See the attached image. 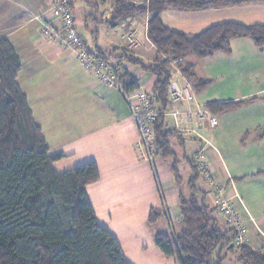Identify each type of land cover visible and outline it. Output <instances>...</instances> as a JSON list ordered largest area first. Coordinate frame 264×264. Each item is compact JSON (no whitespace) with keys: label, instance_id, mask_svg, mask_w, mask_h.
<instances>
[{"label":"crops","instance_id":"crops-1","mask_svg":"<svg viewBox=\"0 0 264 264\" xmlns=\"http://www.w3.org/2000/svg\"><path fill=\"white\" fill-rule=\"evenodd\" d=\"M77 1L86 4L81 3L75 12V0H71L75 26L82 27L83 32L91 37L93 48L97 47L103 53L124 48L145 65L154 61L156 52L147 39L146 15L133 16L121 22L120 38L115 36L119 41L108 48L110 45L105 42H111L113 32L110 34L107 28L117 26L112 10L119 0H98L97 3L95 0ZM120 1L135 6L147 2ZM50 4L51 0H0V40L8 41L20 60L17 84L27 98L35 123L42 131L49 155L61 153L66 156L53 164L54 170L64 173L86 162L96 164L99 179L87 188V196L98 224L117 239L127 263L176 264L174 258L160 254L155 246V236L168 233L170 222L176 234L179 233L182 225L179 193L188 195L187 182L192 175L187 160L196 163L199 153L212 169L218 184L224 188L223 199L229 200L239 214L244 230L240 244L256 252L264 250V175L256 176L258 173L264 174V116H230L242 107L248 108L253 102L233 112L218 114L223 118L218 120L215 145L204 137L201 126H192L190 131L181 132L180 138H169L173 158L167 160L159 155L152 163L139 162L133 149L137 129L123 96L118 90L105 86L95 76L86 73L69 51L42 38L41 26L36 18L45 16ZM255 5L259 11L248 8L245 15L242 9H237L241 6L204 11L167 10L162 13L161 21L167 28L190 35L226 22L245 26L264 24V5L242 6ZM133 29L138 30L137 48H129L122 37L123 31ZM237 40H243L236 45L247 54L256 50L246 38L233 39L231 45ZM186 57L183 62L194 66L196 79L217 80L214 85L199 92L184 76H179L181 84L190 85L195 103L203 106L213 103L210 102L209 91L213 94L216 89H212L218 84L229 89L220 93L225 97L223 101L231 100L233 92H237L236 71L223 67L225 75L232 77L225 79V75H219V63L230 55L219 53L203 59L194 57L189 61ZM204 60L207 62L203 70L210 66V70L214 68V75L203 77L197 71L196 62ZM172 65L170 62L169 71L173 69ZM133 67L123 63V70L132 77L137 89L150 93L156 78L150 87L145 88L141 84V70L136 67L139 72L131 73ZM230 91L232 94L228 95ZM253 96V93H249L242 97L247 99ZM202 98L209 99L201 101ZM131 104H136V100H132ZM167 125L169 130L175 131L172 120ZM173 159L179 162V171L184 164L186 176L189 174L187 181L182 179L178 186L170 167ZM200 181L206 204L212 207V192L201 174ZM151 208L162 212V217L154 225L147 223ZM215 213L220 230L225 231L224 220ZM237 244L235 241L234 245Z\"/></svg>","mask_w":264,"mask_h":264},{"label":"trees","instance_id":"trees-1","mask_svg":"<svg viewBox=\"0 0 264 264\" xmlns=\"http://www.w3.org/2000/svg\"><path fill=\"white\" fill-rule=\"evenodd\" d=\"M68 3L72 8L71 0ZM248 4L264 5V0H147L137 6L119 0L112 10L115 22L121 23L133 16L148 17L146 35L155 47L154 61L145 65L124 48L103 53L97 47L90 49L85 42L86 47L89 52L122 69L123 63H127L155 76L152 104L156 110L166 112L169 108L166 84L170 62H176L181 75L196 91H204L217 80L196 79L194 66L184 63V58L189 54L196 59L219 53L229 56L231 41L238 38L250 40L261 51L264 49V24L245 26L226 22L190 35L164 26L162 13ZM20 68V60L13 48L1 39L0 264H128L117 239L98 224L87 196V188L99 179L96 164L86 162L64 173L54 170L53 164L66 156L61 153L49 155L42 131L17 84ZM120 80L126 82L124 88L127 91L137 88L127 71L123 70ZM257 100L252 97L238 102H213L205 107L216 116ZM153 131L158 156L167 160L173 158L169 138H180L181 132L169 130L164 117L157 119ZM187 165L192 175L187 182L188 195L179 193L182 225L176 235L172 229L156 234L155 246L160 254L174 258L176 264H222L223 250L232 252L236 248L241 264H264V250L256 252L244 244L235 246L238 233L227 223H224L225 231L220 230L215 219L216 209L206 204L205 192L196 187L200 179L196 163L187 160ZM170 167L175 184L181 185L179 162L173 159ZM260 175L264 174H256ZM161 217L160 210L151 208L147 223L154 225ZM213 257L215 260L211 262Z\"/></svg>","mask_w":264,"mask_h":264},{"label":"built area","instance_id":"built-area-1","mask_svg":"<svg viewBox=\"0 0 264 264\" xmlns=\"http://www.w3.org/2000/svg\"><path fill=\"white\" fill-rule=\"evenodd\" d=\"M36 20L40 23L43 39L62 50L69 51L86 73L94 75L105 86L121 93L137 129L138 136L133 146L137 161L152 163L158 157L153 125L160 117L170 118L175 130L179 132L190 131L192 126H201L208 130H213L217 126L215 116L205 106L195 103L190 85L181 84L179 81L181 73L176 67V62H171L173 69L169 71L166 84L169 108L166 112H160L153 107L151 92L137 88L127 91L124 88L126 82L120 80L123 73L121 66L87 50L85 41L76 30L68 0H51L46 15L37 17ZM137 35V29L122 34L129 48L138 47ZM132 100H136V104L132 105ZM196 166L212 192V207L224 222L238 233L235 241L240 244L244 230L237 210L229 200L223 199L224 188L218 184L212 169L202 160V155L197 156Z\"/></svg>","mask_w":264,"mask_h":264},{"label":"rangeland","instance_id":"rangeland-1","mask_svg":"<svg viewBox=\"0 0 264 264\" xmlns=\"http://www.w3.org/2000/svg\"><path fill=\"white\" fill-rule=\"evenodd\" d=\"M143 1V0H141ZM95 2L97 3L98 0H95ZM86 4L84 1L78 2L77 0H75V12L78 11L79 5L80 4ZM248 8H257L259 11V7H247V6H241L238 7L237 9H242L243 13L245 15V10H249ZM89 9V8H88ZM236 9V10H237ZM257 11V12H258ZM210 16H212L210 14ZM141 19H143L141 17ZM76 28H77V32L78 34H82L83 39L85 40V42L88 44V47L90 49H92L94 47V44L92 42L91 37L88 34H85L82 30V27L78 26L76 24ZM120 23H117V26L112 28V27H108L107 30L108 32L111 34V31L113 32V35L111 36V42L110 41H106L105 43L109 44L110 46H107L108 48L117 45L119 38H120ZM127 31H123L122 34L126 33ZM116 37L117 41H116ZM243 40H237L235 41L232 45H231V57H225L227 58L225 60L224 58L222 62L219 63L220 65V71H219V75H225L226 71L223 70V67L226 70L231 71V69L233 68V70L236 71L235 73V86H236V90L237 92H233V95L231 97V100H227V101H223L225 99L224 96L220 95V93H222L223 91H229L228 87L224 88L222 84H218L216 87H213L212 90H215L213 92V94L211 93V91H209V98H210V102H238L241 100H245L244 96L245 94H251L253 93L254 96L256 97L258 100L254 101L252 105L247 106L248 108H244L242 107V109H240L239 111H235L233 113H231L230 116L234 115V116H238V115H242V116H264V49L259 51V50H254V52H252L251 54H247V52L241 50V48H239V46L236 45V43H240ZM251 55V56H249ZM192 57L191 55L186 57V60L189 61ZM246 58V59H245ZM205 62L207 61H201V62H196L197 66V71L199 73L203 74V77L207 76L209 77V75H214L215 73L212 72L214 68H212L210 70V66H207L205 70H203V65L205 64ZM235 67V68H234ZM135 72H139V70L136 67H133L131 69V73H135ZM142 76H141V84L145 87L148 88L151 86L152 82L154 81V76L148 73H144L142 72ZM205 75V76H204ZM181 76V75H180ZM212 77V76H211ZM229 77H232L231 75H225L224 78L227 79ZM220 85V86H219ZM233 85V84H232ZM231 88V86L229 87ZM223 90V91H222ZM234 90V89H233ZM231 90V91H233ZM228 92V95H231L232 92ZM120 93V92H119ZM121 94V93H120ZM250 97V96H248ZM209 98H202L201 101H208ZM252 98V97H251ZM198 99H201L198 96ZM229 99V98H226ZM220 100V101H219ZM222 117V115H216L215 119L217 121L218 124V120H220ZM171 119L167 118V123H170ZM217 126L213 129V130H208L207 128H203L202 127V134L204 135V137L206 139H209V141H212L213 144L215 145V135L217 133ZM213 138V140H212ZM80 166V165H78ZM76 166V167H78ZM74 167V168H76ZM73 168V169H74ZM180 174L183 178V180L186 182L189 178V174H187L184 172V164L181 165L180 167ZM196 187L198 189H201V181L200 179L197 181L196 183ZM92 199L94 200L93 196L91 195ZM212 205V204H211ZM173 224L168 223L169 230H173ZM173 233L176 235V231L175 229L173 230ZM139 253V257L141 258V250L138 251ZM132 257L134 258V254L132 255ZM129 259H133V258ZM221 257L224 258L223 263L222 264H241L240 262H238V258H239V254L238 251L235 249H233V251H227V250H223ZM215 260V257L212 258L211 262H213Z\"/></svg>","mask_w":264,"mask_h":264},{"label":"clouds","instance_id":"clouds-1","mask_svg":"<svg viewBox=\"0 0 264 264\" xmlns=\"http://www.w3.org/2000/svg\"><path fill=\"white\" fill-rule=\"evenodd\" d=\"M179 70V69H178Z\"/></svg>","mask_w":264,"mask_h":264}]
</instances>
